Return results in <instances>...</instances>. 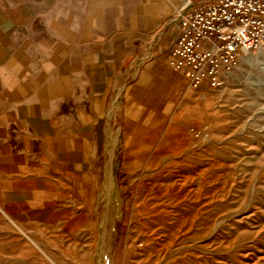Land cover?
Returning <instances> with one entry per match:
<instances>
[{
  "label": "crops",
  "instance_id": "0c3cea01",
  "mask_svg": "<svg viewBox=\"0 0 264 264\" xmlns=\"http://www.w3.org/2000/svg\"><path fill=\"white\" fill-rule=\"evenodd\" d=\"M186 1L0 0V202L11 215L44 229L87 220L119 99L120 167L149 159L161 121L198 89L169 66L163 37Z\"/></svg>",
  "mask_w": 264,
  "mask_h": 264
},
{
  "label": "rangeland",
  "instance_id": "374dc122",
  "mask_svg": "<svg viewBox=\"0 0 264 264\" xmlns=\"http://www.w3.org/2000/svg\"><path fill=\"white\" fill-rule=\"evenodd\" d=\"M245 56L184 96L138 168L120 167L119 99L87 220L44 229L0 202V264H264V40Z\"/></svg>",
  "mask_w": 264,
  "mask_h": 264
},
{
  "label": "built area",
  "instance_id": "2783aa9c",
  "mask_svg": "<svg viewBox=\"0 0 264 264\" xmlns=\"http://www.w3.org/2000/svg\"><path fill=\"white\" fill-rule=\"evenodd\" d=\"M164 30L173 40L169 66L187 71L194 88H222L264 38V0H188Z\"/></svg>",
  "mask_w": 264,
  "mask_h": 264
},
{
  "label": "bare ground",
  "instance_id": "6f19581e",
  "mask_svg": "<svg viewBox=\"0 0 264 264\" xmlns=\"http://www.w3.org/2000/svg\"><path fill=\"white\" fill-rule=\"evenodd\" d=\"M263 40H264V38H263ZM263 40H262V41H263ZM253 51H254V50H253ZM253 51H249V52H253ZM249 52H245V53L243 54V56H242L241 59H240V62H245V61L248 59L249 56H245V54H246V53H249ZM249 58H250V57H249ZM240 62H239V64H240ZM115 140H116V138H113V137H111V138L108 140V143L110 144V146L113 147V144H114ZM112 147H111L110 151H113V148H112ZM109 175H111V174H109ZM111 178H112V175H111Z\"/></svg>",
  "mask_w": 264,
  "mask_h": 264
}]
</instances>
